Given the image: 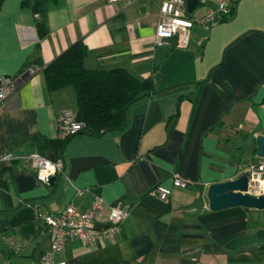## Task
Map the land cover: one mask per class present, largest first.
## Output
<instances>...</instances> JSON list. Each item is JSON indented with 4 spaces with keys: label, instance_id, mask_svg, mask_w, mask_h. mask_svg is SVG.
<instances>
[{
    "label": "crops",
    "instance_id": "0c3cea01",
    "mask_svg": "<svg viewBox=\"0 0 264 264\" xmlns=\"http://www.w3.org/2000/svg\"><path fill=\"white\" fill-rule=\"evenodd\" d=\"M21 2L0 7V78L27 63L40 69L0 106V264H37L48 251L38 210H86L97 197L129 204V215L114 241H68L59 255L67 264H264V209L212 210L207 199L211 183L264 163L255 141L264 134V0H238L226 22L194 24L184 47L178 36L154 45L161 0H48L42 39ZM79 38L86 68H125L150 77L156 93L128 110L124 132L73 138L63 174L43 183L25 161L3 157L36 151L37 140L56 137L59 115L75 110L73 89L50 92L42 69ZM172 174L189 186L173 187ZM157 184L172 188L168 199Z\"/></svg>",
    "mask_w": 264,
    "mask_h": 264
},
{
    "label": "built area",
    "instance_id": "2783aa9c",
    "mask_svg": "<svg viewBox=\"0 0 264 264\" xmlns=\"http://www.w3.org/2000/svg\"><path fill=\"white\" fill-rule=\"evenodd\" d=\"M110 3L121 2L129 4L134 0H107ZM187 0H161L159 17L154 30V45L165 46L178 36L180 46H187L189 42L188 29L195 23H214L222 15L229 13L233 0H197L194 9L203 5L205 13L193 19L187 11ZM198 2L201 4L198 5ZM193 9V10H194ZM40 67L29 66L16 76H3L0 78V106L10 93L21 83L23 76L33 74ZM74 110H66L58 117V129L56 137L64 139L83 127L76 120ZM4 160H23L33 170L38 180L49 183L51 177L63 174L64 167L61 159H50L48 155L38 151L16 156L11 153L3 157ZM248 174L247 192L259 196L264 194V163H250L246 167ZM173 187L186 188L189 183L172 174ZM154 192L160 200H166L172 193V188L157 184ZM107 208V222L104 226H96L95 222L101 218L102 212ZM130 205L118 201L114 205H106L100 197L95 198L89 209L80 210L72 203H68L58 213L48 210H38L37 218L42 222V233H46L50 239L48 251L41 254L37 264H67L59 257L65 244L70 240H77L85 247L101 246L114 241L121 231V223L129 215Z\"/></svg>",
    "mask_w": 264,
    "mask_h": 264
},
{
    "label": "trees",
    "instance_id": "16d2710c",
    "mask_svg": "<svg viewBox=\"0 0 264 264\" xmlns=\"http://www.w3.org/2000/svg\"><path fill=\"white\" fill-rule=\"evenodd\" d=\"M2 1L0 0V7ZM237 1L233 0L229 13L222 15L214 23L228 21L234 14ZM47 3L48 0L21 2V6L29 8L35 16L38 39L44 38L48 32ZM200 4L198 2V5ZM211 24L213 23H207ZM87 54V45L84 39L79 38L42 69L50 92L64 87L73 89L76 120L83 124L80 130L64 139L42 138L35 143L36 151L45 155L50 153L54 159H61L63 167L65 150L73 138L84 136L100 139L108 134L124 132L129 126L128 110L156 93L150 77L139 78L125 68L108 70L86 68L84 61ZM30 65L32 64L27 63L24 70ZM39 230L42 232V225H39Z\"/></svg>",
    "mask_w": 264,
    "mask_h": 264
},
{
    "label": "water",
    "instance_id": "95a60500",
    "mask_svg": "<svg viewBox=\"0 0 264 264\" xmlns=\"http://www.w3.org/2000/svg\"><path fill=\"white\" fill-rule=\"evenodd\" d=\"M197 0H187V11L192 12ZM27 76V75H26ZM23 76L22 80L26 78ZM258 157L264 159V134L255 137ZM50 159L53 156L48 153ZM53 177L49 183L53 182ZM248 174L245 171L233 179L218 181L211 183L207 188V199L209 208L212 210H220L234 206H244L248 208L264 209V194L255 196L247 192Z\"/></svg>",
    "mask_w": 264,
    "mask_h": 264
},
{
    "label": "rangeland",
    "instance_id": "374dc122",
    "mask_svg": "<svg viewBox=\"0 0 264 264\" xmlns=\"http://www.w3.org/2000/svg\"><path fill=\"white\" fill-rule=\"evenodd\" d=\"M205 13V7L203 6V5H201V6H198V7H196L194 10H193V12L191 13V17L193 18V19H195V18H197L199 15H202V14H204ZM197 24V27H200V23H195V25ZM203 26V25H202ZM203 27H205V26H203ZM202 27V28H203ZM201 28V29H202ZM197 29H199V28H197ZM201 31V30H200ZM73 108L75 109V105H73Z\"/></svg>",
    "mask_w": 264,
    "mask_h": 264
}]
</instances>
